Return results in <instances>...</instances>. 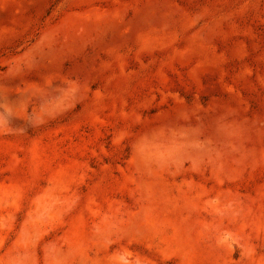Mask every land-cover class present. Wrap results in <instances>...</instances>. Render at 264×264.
Returning a JSON list of instances; mask_svg holds the SVG:
<instances>
[{"label": "rangeland", "instance_id": "374dc122", "mask_svg": "<svg viewBox=\"0 0 264 264\" xmlns=\"http://www.w3.org/2000/svg\"><path fill=\"white\" fill-rule=\"evenodd\" d=\"M0 264H264V0H0Z\"/></svg>", "mask_w": 264, "mask_h": 264}]
</instances>
